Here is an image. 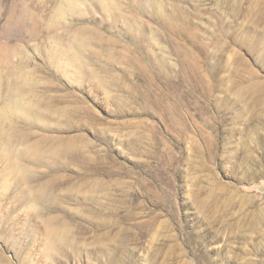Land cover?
Masks as SVG:
<instances>
[{
	"label": "rangeland",
	"instance_id": "obj_1",
	"mask_svg": "<svg viewBox=\"0 0 264 264\" xmlns=\"http://www.w3.org/2000/svg\"><path fill=\"white\" fill-rule=\"evenodd\" d=\"M0 264H264V0H0Z\"/></svg>",
	"mask_w": 264,
	"mask_h": 264
},
{
	"label": "bare ground",
	"instance_id": "obj_2",
	"mask_svg": "<svg viewBox=\"0 0 264 264\" xmlns=\"http://www.w3.org/2000/svg\"><path fill=\"white\" fill-rule=\"evenodd\" d=\"M74 60V59H73ZM73 60H72V62H73ZM73 64H75V66H77L78 68H79V70L81 69H83V65L80 63V61L78 60V59H75L74 60V63ZM78 68H77V70H78ZM78 70V71H79ZM76 71V70H75ZM17 105L18 106H22L23 104H21L20 102L18 103L17 102ZM23 110H24V112L25 111H27V113L30 115V116H33L34 117V112L36 113V116L39 114V111L38 110H31V109H29V107H27V106H24L23 105ZM40 116H41V114H40ZM26 153L25 154H27L28 156H31V157H36V156H39V157H42V158H44V156H45V158H49V157H51V156H53V154H55L54 153V149L53 148H47L43 143L42 144H40V143H33V144H30V145H28L27 146V148H26ZM60 227H58V226H53V229H52V231H51V237H50V239L52 238V239H54V242L56 241L57 242V240H61V242L63 241V240H65L64 238L66 237L65 235H64V231L62 230V229H59ZM66 230V229H65ZM68 230V229H67ZM67 232H69V231H66V234H67ZM68 235V234H67ZM69 236V235H68ZM61 237V238H60ZM66 239H67V237H66ZM51 241V240H50ZM53 242V241H52ZM58 242H60V241H58ZM60 242V243H61ZM65 242V241H64ZM59 243V244H60ZM54 244H56V243H54Z\"/></svg>",
	"mask_w": 264,
	"mask_h": 264
}]
</instances>
